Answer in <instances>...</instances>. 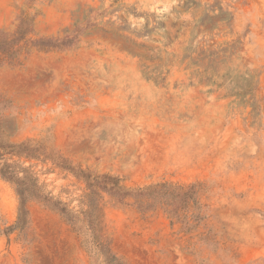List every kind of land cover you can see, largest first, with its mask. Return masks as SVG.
I'll list each match as a JSON object with an SVG mask.
<instances>
[{"label": "rangeland", "instance_id": "rangeland-1", "mask_svg": "<svg viewBox=\"0 0 264 264\" xmlns=\"http://www.w3.org/2000/svg\"><path fill=\"white\" fill-rule=\"evenodd\" d=\"M23 16L30 48L0 67V122L29 141L26 174L79 218L32 199L5 231L19 200L0 177V264H108L81 220L82 172L132 190L201 185L179 218L101 192L122 264H264V0H0V29Z\"/></svg>", "mask_w": 264, "mask_h": 264}, {"label": "trees", "instance_id": "trees-1", "mask_svg": "<svg viewBox=\"0 0 264 264\" xmlns=\"http://www.w3.org/2000/svg\"><path fill=\"white\" fill-rule=\"evenodd\" d=\"M31 33V18L23 16L19 23L13 30L0 29V67L2 66H17L20 64V54L22 51L30 48V41L23 44L26 36ZM43 40L33 41V45L42 49L46 48ZM48 46V45H47ZM219 51L223 53L226 58L227 48H221ZM217 52L209 51L207 54L210 63L214 62ZM224 59H222L224 61ZM218 74L216 69H213L209 77L210 83H217L221 85L222 82H216L215 75ZM223 75V74H221ZM230 75V73L223 76ZM246 78H244L245 80ZM247 80V79H246ZM250 85H246L243 89L234 91V94L239 97L241 102H246L244 99L247 93H251ZM1 100V99H0ZM1 103V102H0ZM29 141L15 143L9 140L8 133L0 122V177L9 181L14 185L15 192L18 196L19 206L16 221L13 225L7 226L5 231L14 229H21L26 223L28 210L26 208L27 202L35 199L42 201L45 206L59 211L63 214L66 221L75 226L76 219L79 216L73 214L65 206H61L59 201L53 200L51 196L44 195L37 184L36 178L32 175L26 174L27 169L18 158L30 155L27 148ZM13 158H16L13 160ZM85 177L87 192L83 195V203L86 208L81 211V220L94 235V242L97 248L100 249L101 254L108 264H122L114 254L109 250L108 241L102 238V210L98 205V198H101V192L109 197V201L115 204H126L128 198H132L133 204L139 210H148L159 204L165 211L176 218L185 216L183 212L188 209L195 210L198 205L197 193L200 191V184L187 185H172L169 183H156L144 189L136 190L126 189L120 184L119 178L109 174H100L91 176L90 174H81ZM194 218H199L198 212L191 214Z\"/></svg>", "mask_w": 264, "mask_h": 264}]
</instances>
